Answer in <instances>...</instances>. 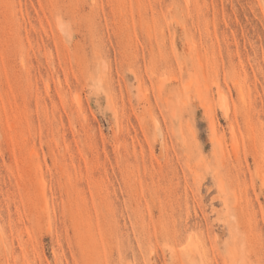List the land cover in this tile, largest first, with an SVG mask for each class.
I'll return each instance as SVG.
<instances>
[{
    "label": "rangeland",
    "instance_id": "rangeland-1",
    "mask_svg": "<svg viewBox=\"0 0 264 264\" xmlns=\"http://www.w3.org/2000/svg\"><path fill=\"white\" fill-rule=\"evenodd\" d=\"M0 264H264V0H0Z\"/></svg>",
    "mask_w": 264,
    "mask_h": 264
}]
</instances>
